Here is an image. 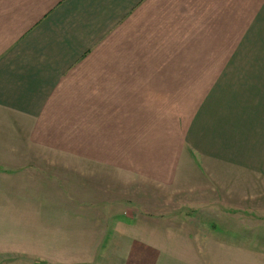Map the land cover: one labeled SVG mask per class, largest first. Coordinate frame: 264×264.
Returning a JSON list of instances; mask_svg holds the SVG:
<instances>
[{
	"label": "crops",
	"instance_id": "1",
	"mask_svg": "<svg viewBox=\"0 0 264 264\" xmlns=\"http://www.w3.org/2000/svg\"><path fill=\"white\" fill-rule=\"evenodd\" d=\"M196 1L202 0H0V264H5V256L15 257L11 264H29L24 255L32 253L18 254L26 242L43 241L50 252L59 249V256L82 258L85 249L86 256L102 257L101 250L110 251L121 239L133 242L126 246L128 257L148 264H158L168 255L198 258L191 264H264V216H257L259 208L254 209L252 202L253 194L263 191H255L259 187L232 186L239 189L234 192L249 193L247 209L256 210L244 217L241 203L226 196H231V186H209V190L191 186L187 198L179 196L172 184L163 192L148 186L135 192L141 201L134 210L140 212L136 230L132 224L137 218L126 205H112L110 196L106 198L110 204L99 212L80 205L84 194L92 198L99 191L93 183L79 171H44L38 160L50 162L53 157L37 158L29 151L36 145L76 144L68 140L73 137L71 128L94 135L105 121L112 128L129 129L127 137L157 138V131L132 129L142 128L145 121L154 122L155 130L162 116L142 120V114L146 116L149 109L154 114L169 111L162 103L154 104L156 99H145L163 96L162 90L142 84L156 79L157 73L149 74L148 66L162 61V34L191 31V27L204 31L209 23H217L213 8L228 9V0H218L222 4L217 5L216 0H204L203 13L198 15ZM195 16L199 17L195 20ZM149 32L155 36L152 43ZM247 97L235 117L243 122L241 113L250 108L247 128L256 130L264 114L254 104L256 91L252 89ZM81 133L80 137L85 135ZM55 138L61 141L54 142ZM20 145L27 146L25 151ZM92 154L93 161L99 159ZM37 172L50 179L43 177L35 184L30 175ZM59 175L60 217L34 219L36 194L53 192L51 178ZM21 176L30 180L27 185H20ZM176 199L189 203L182 206ZM6 214L11 219L5 220ZM53 223L60 227L58 245H53ZM7 224L11 228L5 230Z\"/></svg>",
	"mask_w": 264,
	"mask_h": 264
},
{
	"label": "rangeland",
	"instance_id": "2",
	"mask_svg": "<svg viewBox=\"0 0 264 264\" xmlns=\"http://www.w3.org/2000/svg\"><path fill=\"white\" fill-rule=\"evenodd\" d=\"M216 1L213 4L221 3ZM203 3L204 0L200 3L196 1L194 10L198 15L203 13ZM227 6L228 9L222 6L212 9L218 13L217 23H209L204 28L205 32L202 27H191V31L162 34V61L158 66H148L149 74L158 75L156 74L155 80H144L142 84H154V89L162 90L163 96L145 99H156L154 104L162 103L169 111L154 114L149 109L146 116L145 113L142 114V120L145 117L155 120L162 116L163 122L158 123L155 130L154 122L145 121L142 128L138 125L132 129V132L157 131V138L127 137L129 129L125 132L124 129L112 128L106 121L101 122L103 127L100 126L97 133L94 130V135L85 134L87 129L81 130L74 126L70 129L73 137L68 140L76 144L31 147L29 151L35 152L37 158L42 155L53 157L50 162L36 159L41 161L37 165L44 168V171L52 170L53 174L56 171H79L99 191L94 192L93 195L96 196L92 198L84 194L83 200L78 203L94 207L98 209L97 212L110 203L118 207L126 205L134 219L137 218L132 224L136 230L140 212L134 210L139 208L141 201L137 199L135 192H142L148 186L163 192L166 186L172 184L173 190L179 191L177 194L182 198L190 195L186 191L191 186L196 190L202 186L207 189L209 186H231L229 189L232 197L226 196L229 201L234 198L241 203V207L245 209L242 215L244 217L253 216L256 210L247 209L249 193L246 195L234 192L239 189L232 186L259 187L255 191H263L254 193L253 197L256 198L252 202L254 209L259 208L257 216H264V120L260 121V128L254 130L253 126L247 128L250 108L248 112L245 109L241 113L245 115L243 122H238L235 117L239 105L246 103L247 95L252 89L257 95L254 104L264 114V0H228ZM197 17L195 16V20ZM224 22L228 24L225 25ZM154 37V33L149 32L148 43H152ZM148 55L158 60L155 53ZM148 88L151 89L150 86ZM159 109L161 108L156 107V110ZM104 120H107L105 114ZM81 131L85 134L82 137ZM255 133H259V136L254 135ZM53 141L59 142L61 139L55 138ZM20 147L21 151H25L27 146ZM92 153L99 159L93 161ZM60 154L63 156H59ZM168 171H173V174L167 173ZM171 175L172 180H169ZM30 176L36 178L34 183L38 184L45 173L37 172ZM45 179L49 180L50 177L46 176ZM51 179L54 191L36 194L35 210L32 211L36 220L43 216L55 220L61 215L60 196L63 194L58 192L62 185L60 175L52 176ZM29 181L23 176L19 180L22 186ZM107 196L111 198L110 203L106 201ZM176 201L182 206L189 203L178 199ZM6 216L8 215H5V220L11 219ZM52 226L53 245H58L56 230L60 227L54 223ZM10 228V225H5V230ZM43 243L45 242H26V246H21L18 254L32 253L24 255L29 259V264H71L74 260L87 264H148L141 262L139 258L128 257L126 246L133 242L124 239L116 240L115 248H110V251L106 250L107 247L101 250L99 253H103L102 257L86 256L89 251L85 249L81 251L82 258L59 256V249L53 248L50 252ZM93 245L94 241L88 243L90 248ZM45 253L50 256L43 257ZM14 258L5 256V264H11ZM197 259L168 255L157 263L191 264Z\"/></svg>",
	"mask_w": 264,
	"mask_h": 264
}]
</instances>
